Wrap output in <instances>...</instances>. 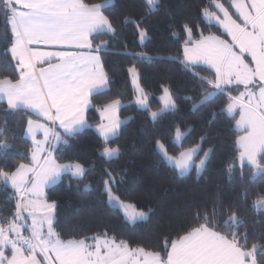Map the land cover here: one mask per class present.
I'll return each mask as SVG.
<instances>
[{"label":"snow or ice","instance_id":"snow-or-ice-1","mask_svg":"<svg viewBox=\"0 0 264 264\" xmlns=\"http://www.w3.org/2000/svg\"><path fill=\"white\" fill-rule=\"evenodd\" d=\"M141 4L142 15H123L119 23L121 29L131 25L143 43L149 39L145 21L159 9V0H141ZM114 8L115 0H0L8 41L5 71L12 73L0 77V103L7 105L0 111L4 117L13 115L18 120L16 127H23L26 140L31 142L25 151L18 152L21 159L14 168L0 166V184L8 186L9 198L15 200L10 215L0 213V264H264V233L249 243L248 231H239L246 219L239 215L241 204H246L252 194L249 185L264 173V0H208L199 12L202 22L222 29L230 40L212 32H201L199 39H193L194 26L185 23L181 32L186 39L174 58L186 70H193V78L204 89L199 99L184 97L193 111L213 98H226L221 113L232 119L239 116L236 126L244 133L237 140L241 150L225 167L229 181L239 171L241 188L234 201L225 205L218 193L210 213L196 210L194 226L174 240L165 235L162 251L133 247L127 239L107 230L68 240L56 230L59 202L48 198L45 188L57 185L64 174L83 180L89 171L79 161L59 163L55 154L71 147L70 138L92 127L87 117V110L93 106L91 98L110 90L112 77L104 56L119 34L115 13L110 11ZM100 36L109 39L97 42ZM173 37L180 39V34L173 32ZM127 55L138 61L154 59L147 52ZM201 63L209 66L211 78L194 70ZM127 72L134 86L128 105L146 112L147 119L157 123L179 110L170 86H162L161 106L152 110V96L140 85L136 64ZM122 106L120 99H114L97 109L107 120L96 126L102 140L98 154L108 160L122 155L120 146H109L126 123L116 116ZM14 131L7 120L0 124V149L13 147L9 136ZM171 131V142L182 148L192 128L182 129L177 124ZM206 140L207 132L194 146L174 156L162 138H155L153 150L180 175L194 168L199 177L214 150L203 149ZM245 166L251 173L247 178ZM103 172L100 191L108 205L119 209L129 224L146 221L151 207L137 210L136 205L115 194L125 182L124 176L108 168ZM83 187L89 190L90 185L84 183ZM251 207H264V188Z\"/></svg>","mask_w":264,"mask_h":264},{"label":"trees","instance_id":"trees-1","mask_svg":"<svg viewBox=\"0 0 264 264\" xmlns=\"http://www.w3.org/2000/svg\"><path fill=\"white\" fill-rule=\"evenodd\" d=\"M84 2L94 3L100 0ZM207 5L208 0H159V9L145 21L149 39L141 43L131 25L121 29L119 23L123 15L139 17L143 14L141 0H115V8L110 11L115 13L114 22L119 34L111 40L110 48L104 56L106 70L112 77L110 90L104 95L91 98L93 106L87 110V117L92 127L70 138L71 147L66 150L61 148L55 154L59 163L79 161L89 171L83 180L63 175L62 181L48 188L45 193L48 198L59 202L55 225L62 239H79L107 230L109 234L115 233L119 238L127 239L133 247L162 251L165 235L174 240L183 231L194 226L196 210L210 213L218 193L225 205L234 201L241 188L239 171L229 181L225 167L238 156L240 150L237 140L243 133L235 128L236 119L220 111L225 106L226 98H213L192 110L191 104L184 97L199 99L204 89L193 78V70H186L184 64L174 59L181 53V45L186 39L181 32V26L185 23L194 26L193 39H199L201 32L204 35L212 32L224 36L220 29L202 22L199 12ZM230 11L233 12V9L230 8ZM4 31V20L0 15V77L12 75L10 70L5 71L8 58L4 53L8 41L4 37ZM173 32L179 33L180 39H175ZM107 39L109 37L100 36L97 42ZM129 52H147L154 59L138 61L127 55ZM132 64H136L138 68L140 85L152 96V110L161 106L159 97L162 95V86L171 87L179 110L166 114L159 122L153 123L147 119L146 112L128 105V101L133 99L134 90L127 72ZM194 70L211 78V72L206 67L196 66ZM114 99L122 101L119 118L126 123L122 125L119 137L113 138L109 145L120 146L122 155L108 160L98 154L102 140L95 129L102 123L97 109ZM6 107L5 103H0V110ZM213 113L216 114L215 118ZM19 115L23 118L22 112ZM128 117L132 119L128 120ZM5 120L8 127L15 131L9 136L13 147L0 149V166L7 165L12 169L21 159L18 152L25 151L30 142L24 136L23 127H16L18 120L13 115L4 117L0 111V124ZM177 124L182 129L189 126L192 128L183 140L182 148L176 147L170 139L171 130ZM205 132L207 140L202 147L204 150L213 147L214 150L206 171L199 177L194 168L188 174L180 175L176 168L161 161L153 150L154 139L162 138L168 145L170 154L178 156L184 149L194 146ZM199 155L202 156L203 153ZM105 168L124 176L125 182L115 189L116 195L126 203L136 205L137 210L147 211L149 207L152 208L146 221L129 224L119 209L108 205L107 197L100 191ZM250 175L245 166V177ZM84 183L90 185L89 190L84 189ZM249 187L252 194L246 204H241L239 215L246 219L239 231L247 230L251 243L252 238H259L264 233V210L251 207L256 194L264 188V173L258 174ZM9 196L8 186L0 184V213L3 215H10L15 207V200Z\"/></svg>","mask_w":264,"mask_h":264},{"label":"crops","instance_id":"crops-1","mask_svg":"<svg viewBox=\"0 0 264 264\" xmlns=\"http://www.w3.org/2000/svg\"><path fill=\"white\" fill-rule=\"evenodd\" d=\"M233 12H234V9H233ZM221 30V29H220ZM221 32H222V30H221ZM226 35V34H225ZM226 39H228V40H230V37H228L227 35H226ZM41 47H43V46H41ZM197 66H203V67H206V68H209V66L208 65H206V64H203V63H201V64H199V65H197ZM35 117V116H34ZM100 117H101V115H100ZM237 119H239V116L237 115L236 116V120ZM101 121L103 122V119H102V117H101ZM235 128L239 131V132H242L243 133V131L240 129V128H237V126H236V122H235ZM96 130V129H95ZM97 132V131H96ZM98 133V132H97ZM98 135H99V133H98ZM242 135H244V133L242 134ZM241 135V136H242ZM100 136V135H99ZM38 138H42L41 137V134H39L38 133ZM29 142H30V140H28ZM31 143V142H30ZM238 147H239V150H241V148H240V145L238 144ZM107 159V158H106ZM64 175H70V174H64ZM53 185H49V186H47L46 188H45V193H46V190L48 189V188H50V187H52Z\"/></svg>","mask_w":264,"mask_h":264},{"label":"rangeland","instance_id":"rangeland-1","mask_svg":"<svg viewBox=\"0 0 264 264\" xmlns=\"http://www.w3.org/2000/svg\"><path fill=\"white\" fill-rule=\"evenodd\" d=\"M235 18V17H234ZM222 30V29H221ZM222 33H223V30H222ZM224 34V33H223ZM223 39H226V35L224 34V36H221ZM132 86H133V84H132ZM133 89H134V86H133ZM119 110L120 109H118L117 110V113H116V116L119 118ZM120 119V118H119ZM121 120V119H120ZM103 122L104 123H106L107 122V120L106 119H103ZM168 163V162H167ZM169 164V163H168ZM169 165H171V164H169ZM171 166H173V165H171ZM174 167V166H173ZM177 171H178V173H179V170L178 169H176ZM190 172V171H189ZM188 172V173H189ZM187 173V174H188ZM186 175V174H185ZM257 210H264V207H258V208H256ZM122 213V212H121ZM123 214V213H122ZM138 222V221H137ZM29 223H30V221H29Z\"/></svg>","mask_w":264,"mask_h":264}]
</instances>
